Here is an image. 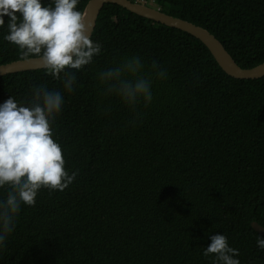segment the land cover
I'll use <instances>...</instances> for the list:
<instances>
[{
  "label": "trees",
  "instance_id": "obj_1",
  "mask_svg": "<svg viewBox=\"0 0 264 264\" xmlns=\"http://www.w3.org/2000/svg\"><path fill=\"white\" fill-rule=\"evenodd\" d=\"M152 1L208 29L241 67L264 62V0ZM9 19L0 65L21 59L4 39ZM91 39L101 53L72 70L71 93L45 68L0 76V105L10 97L27 105L35 87L62 94L53 139L66 171L78 173L64 191L42 188L34 206L21 204L0 264H214L203 253L217 234L240 264H264V236L251 226H264V76H230L196 37L116 3L102 7ZM134 56L153 99L133 110L104 94L98 74ZM9 191L0 187V201Z\"/></svg>",
  "mask_w": 264,
  "mask_h": 264
},
{
  "label": "clouds",
  "instance_id": "obj_2",
  "mask_svg": "<svg viewBox=\"0 0 264 264\" xmlns=\"http://www.w3.org/2000/svg\"><path fill=\"white\" fill-rule=\"evenodd\" d=\"M53 2L54 7H45L41 0H0V26L8 16L4 39L18 46L21 59L37 58L49 75L64 81V88L71 93L77 79L72 70L92 64L102 45L91 39L87 12L76 10L78 0ZM151 68L158 78L166 77L156 62ZM98 75L104 94H115L133 110L141 102L147 107L153 99L151 75L144 74L138 56L126 58ZM63 104L59 91L43 86L33 89L27 105L18 104L14 97L0 105V187L10 188L6 199L0 201V246L14 230L22 203L34 206L40 189L64 191L76 179L78 173L66 171L61 146L53 139L51 125ZM210 238L205 257L215 254L214 264H240L235 258L239 250L229 246L224 234ZM257 246L264 250V237L258 238Z\"/></svg>",
  "mask_w": 264,
  "mask_h": 264
},
{
  "label": "water",
  "instance_id": "obj_3",
  "mask_svg": "<svg viewBox=\"0 0 264 264\" xmlns=\"http://www.w3.org/2000/svg\"><path fill=\"white\" fill-rule=\"evenodd\" d=\"M106 3H116L137 15L191 34L206 45L220 67L230 76L241 79H254L264 76V62L250 68H243L234 60L223 43L208 29L191 21L170 15L161 11L160 8L150 6L143 2L132 0H88L83 12H87V22L90 26L89 35H92L97 23L98 15ZM42 68L44 67L42 66L41 62L35 57H30L27 60L19 59L9 63L1 64L0 76ZM251 226L256 232L264 236L263 225L253 221Z\"/></svg>",
  "mask_w": 264,
  "mask_h": 264
},
{
  "label": "rangeland",
  "instance_id": "obj_4",
  "mask_svg": "<svg viewBox=\"0 0 264 264\" xmlns=\"http://www.w3.org/2000/svg\"><path fill=\"white\" fill-rule=\"evenodd\" d=\"M147 4H149V5H155V3L152 1V0H149L148 2H147Z\"/></svg>",
  "mask_w": 264,
  "mask_h": 264
}]
</instances>
